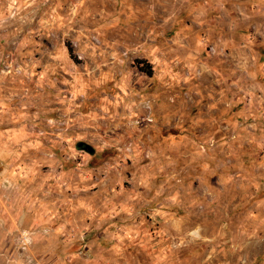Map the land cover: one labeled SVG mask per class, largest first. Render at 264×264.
<instances>
[{"label":"rangeland","instance_id":"rangeland-1","mask_svg":"<svg viewBox=\"0 0 264 264\" xmlns=\"http://www.w3.org/2000/svg\"><path fill=\"white\" fill-rule=\"evenodd\" d=\"M0 264H264V0H0Z\"/></svg>","mask_w":264,"mask_h":264},{"label":"water","instance_id":"water-1","mask_svg":"<svg viewBox=\"0 0 264 264\" xmlns=\"http://www.w3.org/2000/svg\"><path fill=\"white\" fill-rule=\"evenodd\" d=\"M78 146H82L83 144L82 143H78L77 144ZM89 150H91V147H88Z\"/></svg>","mask_w":264,"mask_h":264},{"label":"trees","instance_id":"trees-1","mask_svg":"<svg viewBox=\"0 0 264 264\" xmlns=\"http://www.w3.org/2000/svg\"><path fill=\"white\" fill-rule=\"evenodd\" d=\"M143 70H147V69H144V67H142Z\"/></svg>","mask_w":264,"mask_h":264}]
</instances>
